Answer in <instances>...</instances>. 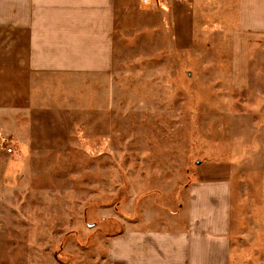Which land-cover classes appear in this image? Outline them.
I'll list each match as a JSON object with an SVG mask.
<instances>
[{"label":"rangeland","instance_id":"1","mask_svg":"<svg viewBox=\"0 0 264 264\" xmlns=\"http://www.w3.org/2000/svg\"><path fill=\"white\" fill-rule=\"evenodd\" d=\"M225 48L127 41L111 71L84 78L106 96L104 128L55 131L47 149L23 153L17 183L13 175L0 185V264H96L105 240L128 224L173 214L205 164L233 165V257L264 264V167L246 166L244 146L234 145L245 138L243 112L259 106L256 66L242 75L254 85L247 96L231 85ZM8 133L0 131V149L14 161L17 137Z\"/></svg>","mask_w":264,"mask_h":264},{"label":"crops","instance_id":"2","mask_svg":"<svg viewBox=\"0 0 264 264\" xmlns=\"http://www.w3.org/2000/svg\"><path fill=\"white\" fill-rule=\"evenodd\" d=\"M193 39L223 41L231 85L247 96L254 85L242 75L256 66L259 106L243 112L245 138L234 145L244 146L246 166L264 167V0H0V131L17 137L14 161L0 149V185L13 175L16 184L23 153L47 149L55 131L103 130L106 96L83 79L111 71L121 43ZM225 166L200 167L173 214L128 224L96 264H249L233 257V165Z\"/></svg>","mask_w":264,"mask_h":264},{"label":"built area","instance_id":"3","mask_svg":"<svg viewBox=\"0 0 264 264\" xmlns=\"http://www.w3.org/2000/svg\"><path fill=\"white\" fill-rule=\"evenodd\" d=\"M144 1H146V0H144ZM1 142L6 144V138L2 137V138H1ZM6 148H7V151H8V152L11 151V149H10L9 147H6Z\"/></svg>","mask_w":264,"mask_h":264}]
</instances>
